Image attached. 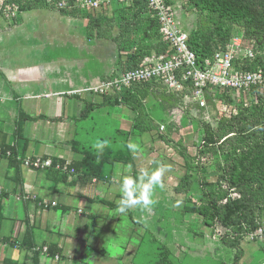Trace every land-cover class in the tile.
Wrapping results in <instances>:
<instances>
[{
    "label": "crops",
    "instance_id": "obj_1",
    "mask_svg": "<svg viewBox=\"0 0 264 264\" xmlns=\"http://www.w3.org/2000/svg\"><path fill=\"white\" fill-rule=\"evenodd\" d=\"M102 9L101 34H91L86 12L64 13L45 4L25 7L14 19L0 16V149L14 142L21 108L30 118L24 126L23 155L49 157L75 170L68 174L22 166V181L14 184L7 159L0 157V251L5 254L1 264L4 258L34 264L30 251L11 245L22 240L26 227L38 250L48 246L58 254L56 258L39 254L37 264H136L145 239L154 240L157 234L161 239H183V227L192 223L184 207L195 192L178 191V185L202 132L197 121L179 123L172 118L174 108L187 97L175 105L171 96H160L167 91L159 83L133 86L138 87L137 95L118 103L91 90L118 73V62L127 55L151 56L159 48L155 41H139L137 26L124 31L116 3ZM89 104L96 106L82 117ZM187 107L207 112L196 102ZM159 111L165 120L157 122ZM140 112L154 120L144 131L135 126ZM98 139L108 140L109 148L130 157V173L123 162L104 165L98 177L83 173L82 154L73 150L71 142L93 148ZM129 142L137 145L135 152L127 148ZM161 164L169 170L162 177L163 187L154 189L155 203L118 215L120 177L136 176L140 168L151 170ZM23 192L28 204L19 197ZM177 201L180 207L174 206Z\"/></svg>",
    "mask_w": 264,
    "mask_h": 264
},
{
    "label": "trees",
    "instance_id": "obj_2",
    "mask_svg": "<svg viewBox=\"0 0 264 264\" xmlns=\"http://www.w3.org/2000/svg\"><path fill=\"white\" fill-rule=\"evenodd\" d=\"M188 1L196 9L197 18L194 26L187 31V44L196 54L199 62H202L204 58L211 57L216 49L224 48L232 35L242 33L244 37L254 42L256 50L260 52L252 61L236 60L234 65L248 70L264 68V0ZM112 2L119 7L118 11L125 32L132 31L131 26H137L139 41H150L151 43L155 41L159 47L156 54L165 51L168 45L162 40L157 19L151 16L144 0H132L126 6L115 0L110 4ZM39 3V5H48L45 0H39ZM34 5L38 4L21 1V10ZM102 10L96 13L72 10L69 13L86 12L91 34L93 32L101 34L103 24L101 20L104 18L103 13L100 12ZM105 21L109 20L105 18ZM146 55L145 52L127 55L126 60H119V70L136 67ZM147 84L150 82L134 84L131 88L125 89L122 92V100L125 101L126 98L137 95L138 87L133 86ZM140 89L143 92L148 91L144 87ZM190 89L191 84L187 83L180 92H167V94L160 92V96L163 98L166 95L171 96L176 105L179 99L181 101L184 95L190 92ZM103 96L109 102L112 100L113 103L119 102L117 96ZM204 99L206 100L205 108L208 107L207 111L213 112L211 117L214 121L211 117H209L210 119L204 118L202 113L201 118L197 120V125L202 132L200 143L195 156L190 157L187 163V171L180 180L178 191L188 193L198 189L199 197L194 198L190 194L187 205L184 207L185 211L197 214L202 223L210 227L212 231L216 224L225 227L227 231L223 233L221 241L226 247L234 250L230 264H238L243 255L240 241L248 232L261 226L264 217V90L260 85H251L247 90L232 95L227 90L208 87L204 90ZM218 101L232 106L235 111H231L229 115L225 114L217 108L216 102ZM181 103H178V106ZM90 106L96 105L89 104L81 112L82 117H86L91 111ZM197 106L199 109H203L198 104ZM28 119L30 118L26 112L19 108L14 142L7 149H0V157L7 159L8 166L12 170L10 179L14 184L22 181L20 169L25 166L23 163L25 155L23 154L26 149L24 126ZM135 124L136 128L144 131L154 125V120L144 118L140 112ZM157 127L159 130V126ZM159 135L169 142L165 134L159 132ZM221 138L220 144L216 145V142ZM71 144L74 151H80L82 154L79 167L87 176L98 177L103 166L110 162L131 164L130 157L124 154L123 150L113 151L106 147L100 154L94 148L82 146L77 140H73ZM208 151L214 155H220V160L212 164V168L216 171L214 180H207L205 176L197 174L200 168L199 157ZM51 160L53 165L49 168L56 169L54 167L57 164L56 160ZM56 171L62 170L57 169ZM19 197L27 204L30 202L24 192ZM26 225H28L27 222ZM11 243L12 246H19L30 251L33 254L34 264H37L39 254L56 258V253L48 246L46 252H42V247L38 250L32 240L31 230L27 227L22 240H15ZM157 251L155 264H173L170 252L165 246H158ZM15 263L9 258L3 260V264Z\"/></svg>",
    "mask_w": 264,
    "mask_h": 264
},
{
    "label": "built area",
    "instance_id": "obj_3",
    "mask_svg": "<svg viewBox=\"0 0 264 264\" xmlns=\"http://www.w3.org/2000/svg\"><path fill=\"white\" fill-rule=\"evenodd\" d=\"M21 1L40 4L39 0H0V16L14 19L21 11ZM114 0H45L52 8L69 13L72 10H82L96 13L102 7ZM120 4L129 5L132 0H115ZM151 16L157 19L158 30L162 40L168 45L164 52L145 56L134 68L122 70L103 78L98 85L91 90L100 95L117 96L122 101V92L131 88L134 84L156 82L161 84L167 92H180L187 83L191 84L190 92L184 97H191L200 107L205 106V88L227 90L232 95L247 90L251 85H260L264 90V68L254 70L243 69L234 65V61H252L260 52L256 50L254 42L247 40L245 43L242 33H235L224 48H218L213 55L204 58L202 62L197 60L196 54L188 47V32L179 26L175 18V3L172 0H144ZM217 108L229 115L235 111L230 105L216 102ZM180 110L181 108H178ZM181 111V110H180ZM164 125H159L162 131ZM23 163L30 169H44L52 167L51 158H39L24 156ZM56 169L71 174L73 168L67 164H55ZM55 204L54 201L51 202ZM225 233L227 229L219 224ZM218 230V231H221ZM243 238H250L253 242H264V226L248 232ZM47 247H42L46 252ZM56 257L58 255L56 254Z\"/></svg>",
    "mask_w": 264,
    "mask_h": 264
},
{
    "label": "rangeland",
    "instance_id": "obj_4",
    "mask_svg": "<svg viewBox=\"0 0 264 264\" xmlns=\"http://www.w3.org/2000/svg\"><path fill=\"white\" fill-rule=\"evenodd\" d=\"M173 1L176 9L175 18L179 26L189 31L194 26L197 18L196 9H194L193 5L188 0ZM247 40L249 39L244 37L245 43L248 42ZM192 102L195 101L191 97H187V99L183 100L178 106V108H181V111L174 108L171 114L172 118H174L176 122L179 121V123H191L201 118V111L194 108L191 110L187 107V105ZM204 108L205 106L203 109ZM207 108L204 110L207 111ZM212 113L213 112L209 110L207 114L205 113L207 116L205 114L203 116L204 118L210 119L209 117H211ZM158 114V117H156L157 122L159 119L165 120V114L163 112L159 111ZM212 121L214 120L212 119ZM221 141L222 138L216 142V145L220 144ZM199 143L200 140L198 141V144ZM199 159L200 168L197 174L199 176H205L207 180H214L216 171L212 168V164L220 160V155H214L208 151L202 153ZM197 190L195 191L194 198L200 195ZM197 216L198 215L195 213H190V221L192 223H190L191 225L188 227H183V232L186 234L183 239L175 240L172 237L161 239L158 234L155 235L156 237L154 240L145 239L134 262L136 264H155L157 261L156 246L164 245L171 253V261L173 264H230L234 250L226 247L221 241L224 235L222 233L223 231L218 227L216 228L221 231L216 229L212 231L210 227H207L201 220H198L200 217ZM261 226H264V217L262 218ZM240 247L243 250V255L238 264H264V242H253L250 238H243L240 241ZM4 255L5 254L0 251V260Z\"/></svg>",
    "mask_w": 264,
    "mask_h": 264
},
{
    "label": "clouds",
    "instance_id": "obj_5",
    "mask_svg": "<svg viewBox=\"0 0 264 264\" xmlns=\"http://www.w3.org/2000/svg\"><path fill=\"white\" fill-rule=\"evenodd\" d=\"M108 140H97L93 148L100 154L108 147ZM127 148L133 152L136 151L137 145L129 142ZM131 165H128L127 171L131 172ZM169 168L166 165H159L155 169L140 168L136 176L122 175L120 177V200L116 208L118 215L125 214L132 208L143 207L149 208L155 201L152 199L154 189L163 187L162 177ZM180 207V201L174 205Z\"/></svg>",
    "mask_w": 264,
    "mask_h": 264
}]
</instances>
